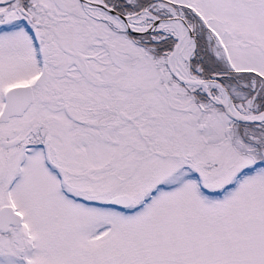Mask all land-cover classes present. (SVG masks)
<instances>
[{
  "label": "snow or ice",
  "instance_id": "snow-or-ice-1",
  "mask_svg": "<svg viewBox=\"0 0 264 264\" xmlns=\"http://www.w3.org/2000/svg\"><path fill=\"white\" fill-rule=\"evenodd\" d=\"M0 264H264V0H0Z\"/></svg>",
  "mask_w": 264,
  "mask_h": 264
}]
</instances>
